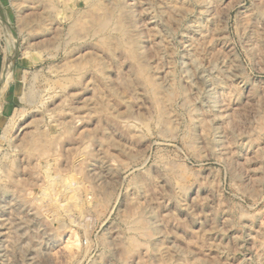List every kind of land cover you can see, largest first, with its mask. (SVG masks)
I'll return each mask as SVG.
<instances>
[{
	"label": "rangeland",
	"instance_id": "374dc122",
	"mask_svg": "<svg viewBox=\"0 0 264 264\" xmlns=\"http://www.w3.org/2000/svg\"><path fill=\"white\" fill-rule=\"evenodd\" d=\"M0 264H264V0H0Z\"/></svg>",
	"mask_w": 264,
	"mask_h": 264
},
{
	"label": "bare ground",
	"instance_id": "6f19581e",
	"mask_svg": "<svg viewBox=\"0 0 264 264\" xmlns=\"http://www.w3.org/2000/svg\"><path fill=\"white\" fill-rule=\"evenodd\" d=\"M111 2V1H110ZM117 3V2H116ZM114 6V5H113ZM117 7V6H116ZM259 12H260V10H259ZM257 13V12H256ZM262 13V12H261ZM258 14V13H257ZM255 15V14H254ZM253 15V16H254ZM128 16V15H127ZM255 16H257V15H255ZM255 16H254V18H255ZM259 16H261V15H259ZM26 23V22H25ZM133 32V31H132ZM135 36V35H134ZM136 42V41H135ZM106 43V42H105ZM108 45V44H107ZM110 45V44H109ZM108 49H110V48H108ZM219 60V59H218ZM10 66H9V64L7 65V66H5V68H4V72L3 73H7L8 72V70L10 69L9 68ZM129 78V77H128ZM2 79H3V81H4V79H5V77H3V75H2ZM87 85V84H86ZM88 86V85H87ZM91 88V87H90ZM89 89V88H88ZM81 90V89H80ZM217 109V108H216ZM146 219V218H145ZM144 219V220H145Z\"/></svg>",
	"mask_w": 264,
	"mask_h": 264
}]
</instances>
